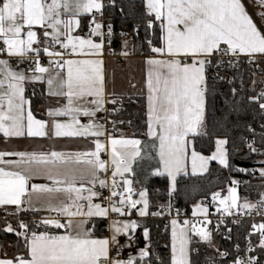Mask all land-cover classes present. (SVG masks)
Returning <instances> with one entry per match:
<instances>
[{
	"label": "snow or ice",
	"instance_id": "6c2138e0",
	"mask_svg": "<svg viewBox=\"0 0 264 264\" xmlns=\"http://www.w3.org/2000/svg\"><path fill=\"white\" fill-rule=\"evenodd\" d=\"M254 2L264 8V0ZM111 5H115V0H111ZM106 6L104 0H0V56L7 57L0 58V134L5 138H97L93 141L95 150L90 152L0 151V205H15L17 217L21 211L56 213L31 225L18 219L17 228L6 223L0 231L22 237L26 251L13 258H0V264H154L150 247L140 248L138 255L121 256L124 249L131 247L133 234L141 227L137 219L131 218L133 214L141 218L160 215L149 213L147 190L135 193L133 181L125 175L133 171V162L141 158V141L115 138L104 124L96 122L97 114L107 111L105 104H122L124 99L123 95L106 92L104 62L100 58L105 39L110 44L112 36L110 24L104 31ZM86 14L90 16L87 36L74 35L80 28V17ZM258 15L264 18V11ZM144 20L146 32L157 21L161 28V46H155L149 39L150 51L156 56L145 61L147 134L160 142L162 167L152 175H167L171 197L177 176L187 175L189 152L192 175L198 169L207 171L210 160L230 168L227 139H216V149L210 157L195 150L197 138L207 134L204 125L207 69L216 68L218 78L224 80L225 77L219 76L221 65L238 68L242 57L254 64L264 62L257 59L264 58V31L254 22L243 0H146ZM121 54L127 56L128 52ZM73 55L97 58H68ZM45 57L47 66L42 63ZM13 58L17 65L28 66L14 68ZM37 83L47 86L49 97L65 101L62 107L49 108V120L37 119L30 99L25 97V86ZM232 92L235 94L236 89ZM248 100L264 112V89ZM112 111L120 109L114 107ZM81 115L90 118L87 124L81 123L78 118ZM69 116V122L56 119ZM101 136L111 145L109 160L101 158V152L108 150L107 144L98 139ZM253 145L254 142L247 143L249 151H258ZM259 172L264 178V167ZM100 173H105V177L101 178ZM41 175L51 184H30ZM231 183L234 186L229 187L227 196L222 197L221 192L212 194V201L221 206L217 212L234 217L255 211L264 219V193L259 194L256 203L246 198L241 201L235 186L238 182ZM134 194L139 198L134 199ZM168 207L171 208L170 203ZM112 214L126 219H113ZM192 215L204 217L199 221L201 226L189 220L182 223L171 220L170 264H193L192 254L199 253L196 245L201 243L214 249V255L206 257L207 264H226L231 253L216 247L213 230L208 228L212 223L207 218L208 208L198 203ZM93 217L109 221V236H94L95 225L87 227ZM232 222L239 223L236 219ZM223 223L224 219H219L215 230ZM49 228L62 229L63 233L50 234ZM251 228L244 251L264 252V222L253 223ZM142 231L148 241L149 230L145 227ZM231 231L229 228L228 233ZM257 233L258 244H253L250 237ZM121 236L125 237L124 244L120 242ZM240 251L236 245L231 264H260L257 256H241ZM155 260L163 264L159 257Z\"/></svg>",
	"mask_w": 264,
	"mask_h": 264
},
{
	"label": "trees",
	"instance_id": "16d2710c",
	"mask_svg": "<svg viewBox=\"0 0 264 264\" xmlns=\"http://www.w3.org/2000/svg\"><path fill=\"white\" fill-rule=\"evenodd\" d=\"M145 0H115V5L106 2L104 15L107 23H110L114 30L109 51L117 53L121 50L123 40L130 38L131 52L137 56H149L150 51L148 40L159 47L161 46V28L156 22L153 29L145 31ZM85 26L87 22L85 21ZM264 62L254 64L247 59H240L239 67L235 69L214 68V75H208L206 92V135L200 136L195 142V150L205 156H210L216 149V139H227V147L230 168H225L219 163L212 162L209 170L204 175L194 176L191 174L182 175L177 178L176 190L171 197L168 195L170 180L167 176L152 175L153 169L157 165L156 146L147 135V100L145 97H130L123 99L122 104L109 105L108 118L114 120L115 125L111 129L116 135L128 136L141 139L143 142L142 156L136 164L134 180L139 187L147 190L150 201L149 213L157 212L160 205L168 204L173 200L179 210L191 214L192 207L199 202H212V194L221 192V196L228 195V187L232 178L247 179V183L240 187V200L245 198L253 203L259 198V194L264 191V178L257 172H241L236 169L254 167L262 159L260 155L250 156L246 151L247 137L254 139L256 144L264 148V112L258 105L249 103L248 97L259 93L264 86V72L259 67ZM244 84H241L240 81ZM256 81L253 84V81ZM236 92L233 94L232 89ZM26 96L31 101V108L37 115L40 105L46 98L43 86H27ZM120 111L113 112V108ZM123 121V123H120ZM117 132V133H116ZM1 137V135H0ZM135 214V213H134ZM133 214V215H134ZM32 215L20 212L17 219H23L31 225ZM140 229L136 239L138 243L143 242L142 229L149 230V247L151 248L154 264H159L156 257L163 261V264H170L171 256V232L166 226V220L159 216L148 215L144 219L138 220ZM8 223L0 220V229ZM17 224V223H14ZM95 225L93 233L99 237L107 236V222L104 220H94L91 225ZM253 223L244 221L240 226L233 228V242L226 237L227 230L214 232V242L217 248L227 250L229 255L228 263L231 264L236 255L234 250L235 241H244L251 231ZM258 243L259 237L253 236ZM0 244L10 245L12 258L17 255H24V241L22 237H17L14 233L0 231ZM199 253L192 254L193 264H204L206 257L214 255V249L208 248L201 243ZM258 259L264 262V252L258 249Z\"/></svg>",
	"mask_w": 264,
	"mask_h": 264
},
{
	"label": "crops",
	"instance_id": "0c3cea01",
	"mask_svg": "<svg viewBox=\"0 0 264 264\" xmlns=\"http://www.w3.org/2000/svg\"><path fill=\"white\" fill-rule=\"evenodd\" d=\"M145 2H146V0H145ZM243 3L245 4L249 14L254 19V22L261 28L262 31H264V18H261V16L258 15L259 12L264 11V8L258 6V3L254 2V0H243ZM97 19H101V17L97 16ZM80 20H81L80 28L77 29L73 34L74 35H80L83 37V34L86 32L88 33V31H89L88 25H89L90 16L87 14L83 15L80 17ZM85 21L87 22V26L84 25ZM125 42H127L126 48H125ZM124 51L128 52L127 56H124L121 54ZM150 56H156V54L152 53L149 56L133 55L131 52V40H130V38H125L123 40L121 50L117 53L111 52V51H109V49H106L104 47L103 56L100 58H102L103 62H104L103 68H104L106 92L109 94L114 92L118 96L123 95L124 99L130 98V97H145L147 100V89H146L145 81H146V74L148 71V65L145 63V61ZM0 58L7 59L6 56H0ZM68 58H72V59H95L97 57L87 56V55H78V56L73 55V56L68 57ZM157 58H160V57H157ZM11 63H12V66L14 68L17 66L19 68H26L25 64L17 65V61L15 58L12 59ZM132 85H135L136 87L133 88ZM27 86H43L44 87L46 98L43 101V103L40 105L39 110H38V114L36 115L31 108L33 115L37 119L49 120L50 118L47 115L49 108L62 107L63 104L65 103V101L63 99L57 100L56 98L49 97L47 95V86L41 85L39 83H37L35 85L27 84L25 86V97L26 98H27V96H26V87ZM109 105H110V103H107L104 105V107L107 109V111L98 113L96 119L99 117L108 118ZM30 107H31V105H30ZM205 107H206V94H205ZM78 118L80 119L81 123H83V124H87L89 122V119H90L89 117H84L82 115L79 116ZM56 119H58L60 122H69L71 120V117L70 116L69 117H57ZM204 125H205V129H206L205 108H204ZM105 128L107 129V132L115 138H127V139L140 140L141 141L140 148H141V156H142L143 142L141 139L128 137V136L116 135L114 132H112V130L110 128H108L106 126H105ZM49 133L51 135V126H49ZM0 135H1V137H0V151L49 152V151L54 150V151H62V152H66V153L90 152V151L95 150V144L93 141L95 139H97L95 137H87V138L51 137V138H49V137H27V136L20 137V138H16V137L5 138V137H3L2 134H0ZM148 138L156 146V155H157V159H158L157 165L152 171V173H153L157 168L162 167L161 162H160V156H159V143L160 142L155 136H149L148 135ZM98 139L101 141V143L107 144V149H108L107 151L101 152V158L104 160H109L110 159L111 145L107 143L105 136H101ZM201 155H203V154H201ZM203 156H205V155H203ZM210 156H205V157H210ZM139 159L140 158H137V160L135 162H133V164H132L133 171L125 174L129 179H131L133 181V188L135 190V193H138L140 190H145V189L140 188L138 182H136L134 180L135 168H136V164L139 161ZM212 162L219 163L218 161H211L210 160L207 164V171L201 172L198 169L197 174L194 176L206 174L208 172L209 166ZM186 171H187V174L192 175L190 152H189V157L187 160ZM182 175H184V174L178 175L177 178L179 176H182ZM100 176H101V178H104L105 173H100ZM165 176H167V175H165ZM107 178L109 179V183H110L111 182L110 171L107 173ZM116 179L121 180V177L117 176ZM33 183L34 184H49V185L51 184V182L49 180H47L43 175L34 177L30 181V184H33ZM237 191H238V196L240 197L239 189H237ZM263 193H264V191H263ZM134 199H138V195L134 194ZM213 203L216 204V207H215L216 209L221 207L219 205L218 201L213 202ZM202 204L208 208V215H209V213L211 212V207L208 206L206 203L202 202ZM9 208H15L16 209V206L15 205H0V211L6 210ZM193 208H194V206L192 207V212H193ZM21 212L25 213V214L27 213V214L32 215V218H31L32 222L34 221V219H41V218L46 217V216H53V217L56 216L55 212H47V211H40V212L21 211ZM192 212H191V214H192ZM146 217L141 218L138 216V214H134L131 218L140 220V219H144ZM198 217H203V216L200 215ZM118 218H120V217H118ZM1 219H4V218L0 217V220ZM96 219L97 220H104L107 222V236H109L110 235V232L108 230L109 221L107 219L93 217L90 219V222L87 225V227L91 228L92 227L91 223ZM120 219H126V218H120ZM4 220H6V219H4ZM14 220H15V218H11V219H8L6 221L8 223H11L13 228H17V224H14V223H17V221H14ZM171 228H172V226L170 224V226H169L170 232H171ZM139 229L140 228H138L137 231L133 234L134 240L131 244V247H128L121 252L122 257L126 258L127 255H129V254L138 255V250L140 248L149 247V241H146L144 239V237H143L142 243L137 242L136 235H137V232ZM39 230H43V229H38V231ZM48 231L50 234H62L63 233L62 229L58 230L55 228H49ZM142 233H143V231H142ZM10 234H12V233H10ZM94 236L99 237L95 234H94ZM257 236L259 237V234H257ZM213 240H214V235H213ZM120 242H121V244H124L126 242L124 236L120 237ZM0 258H12V250H11L10 245H8V246L4 245L3 246L0 244Z\"/></svg>",
	"mask_w": 264,
	"mask_h": 264
},
{
	"label": "built area",
	"instance_id": "2783aa9c",
	"mask_svg": "<svg viewBox=\"0 0 264 264\" xmlns=\"http://www.w3.org/2000/svg\"><path fill=\"white\" fill-rule=\"evenodd\" d=\"M108 1L110 2V0H104L105 4H106V2H108ZM103 20H104V22H105V28H104V31L107 32V25L110 24V23H107V22H106L105 15H104V17H103ZM157 22H158V25H159V27H160V22H159V21H157ZM110 25H111V24H110ZM111 28H112V36H111V41H112V37H113V35H114V30H113L112 25H111ZM87 34H88L87 32L84 33V34H83V37L87 36ZM104 47H105L106 49H109V48L111 47V43H110V44L108 43L107 38L105 39V46H104ZM56 50H60V49L57 47ZM242 58L247 59V57H242ZM242 58H241V59H242ZM257 59L260 60V59H264V58H260V57H258ZM247 60H248V59H247ZM42 63L46 66V65L48 64V58L45 57L44 60L42 61ZM25 66L27 67L28 65L25 64ZM223 68H225V66H224V65H221V66H220V69H223ZM259 69H260V71H263V72H264V64L261 65V66L259 67ZM208 75H210V76L214 75V67H210V68L207 69V76H208ZM240 83H241V84H244V82H243L242 80L240 81ZM262 89H264V86H263ZM96 122L101 123V124H104V126L110 128V129H112V128L114 127V125H115L114 120H112L111 118H105V117H99V118H97V119H96ZM245 142H246V148H245V151H246L250 156L260 155V156H262V159H261V160L258 162V164H256L254 167H253V166H252V167H246V168H244V169L247 170L246 172H257V173L260 175L259 170H260L262 167H264V163H261L262 161H264V148H261V146H259V145L256 144V142H255L254 139H251V138H249V137H247V138L245 139ZM249 142H254V145H253V146H254L256 149H258V151H256V152H251V151H249V149H248V147H247V143H249ZM110 173H111V171H110ZM118 181H121V180H118ZM232 181H237V182H238V183L235 185V186L237 187V189H240L241 186H243L244 184L247 183V179L232 178L231 181H230L229 187L234 186V185H232V183H231ZM229 187H228V189H229ZM98 190H99V189H98ZM103 191H104V194H105V195H108V191H107V190H103ZM262 193H263V192H262ZM133 198H134V196H133ZM258 199H259V198H258ZM258 199H257V200H258ZM257 200L255 201V203L257 202ZM97 202H98V201H97ZM169 203L171 204V208L168 207ZM203 203H206L208 206L211 207V212L209 213V215H208L207 218H208L209 220H211L212 223L208 225V228H209L210 230H213V233H214L215 231H217V230H215V228H216V225H217V223H218V220L221 219V218H223V219H224V223H223V224H220L218 231H219V230H222V229H223V230H227L226 237H228V236L230 235V237H231V238L229 239L230 242H233V241H234V240H233V232H234L233 228L236 227V226H240L244 221L249 220V221H251L252 223H256V224H259V223H261V222H264V219H262L259 215H257L255 211H253V212L251 213V215H248L247 213H243V214H240V215H238V216H234V217H226V216L223 215L222 212H217V209L215 208V207H216V204H215V203H213V202H203ZM177 210H179V209L176 207L175 202H174L173 200H171V199L169 200L168 204L160 205L159 208H158V210H157V212L160 213V215H158V216H159L160 218L166 220V226L168 227V229H169V226H170V224H171V220H172V219H177V220H178L179 222H181V223H182L184 220H189V221H191V222H193V223H196L197 226H201V225L199 224V221L203 220L204 217H198V216H195V217H194L192 214H187L185 211H182V210H179V212L177 213ZM16 211H17V210H16L15 208H9V209H6V210H2V211H0V217L4 218V219H6V220L11 219V218H15V217H16V215H15ZM112 218H113V219H117L118 217H117L115 214H112ZM234 219L238 220L239 223H233L232 221H233ZM39 220H40V219H34V221H36V222H38ZM229 228L232 230L230 234L228 233V229H229ZM251 231H252V229H251ZM251 231H250V232H251ZM257 234H258V233H257ZM257 234L252 235V236L250 237V239H251V241H252L253 244H258V243L254 240V237H253V236H256ZM226 237H225V238H226ZM246 238H248V236H247ZM246 238H245L244 241H235V244H234V250H235V252H236V245H239L240 250H241V251H240V255H241V256L255 255V256L258 257V249L256 250L255 253H247V252L244 251V249H246V247H247V239H246ZM219 250H220V251H225V250H221V249H219ZM228 259H229V256L227 257V262H226V264L228 263ZM204 264H207V261H206ZM260 264H264V262H263V263L260 262Z\"/></svg>",
	"mask_w": 264,
	"mask_h": 264
},
{
	"label": "rangeland",
	"instance_id": "374dc122",
	"mask_svg": "<svg viewBox=\"0 0 264 264\" xmlns=\"http://www.w3.org/2000/svg\"><path fill=\"white\" fill-rule=\"evenodd\" d=\"M139 198V197H138ZM199 203H202V202H199ZM198 204V203H197ZM204 206V205H203ZM197 216H200V215H197Z\"/></svg>",
	"mask_w": 264,
	"mask_h": 264
}]
</instances>
